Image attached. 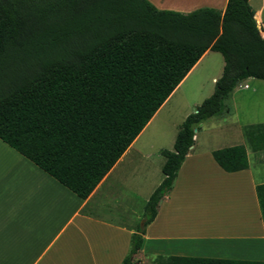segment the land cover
I'll return each instance as SVG.
<instances>
[{
	"label": "trees",
	"instance_id": "16d2710c",
	"mask_svg": "<svg viewBox=\"0 0 264 264\" xmlns=\"http://www.w3.org/2000/svg\"><path fill=\"white\" fill-rule=\"evenodd\" d=\"M223 58L210 95L188 113L163 177L143 206L120 264H139L145 227L171 189L195 128L218 115L232 88L264 80V37L249 0L221 11L156 8L148 0H0V66L21 71L0 86V139L86 198L205 50ZM264 149V122L241 128ZM225 171L246 168L243 144L213 149ZM150 264H264V260L156 255Z\"/></svg>",
	"mask_w": 264,
	"mask_h": 264
},
{
	"label": "crops",
	"instance_id": "0c3cea01",
	"mask_svg": "<svg viewBox=\"0 0 264 264\" xmlns=\"http://www.w3.org/2000/svg\"><path fill=\"white\" fill-rule=\"evenodd\" d=\"M148 1L159 9L188 12L222 11L227 0ZM251 1L264 37L262 6L254 8ZM210 52L202 53L84 199L0 139V264H120L141 222L140 207L163 177L165 160L161 154L159 177L145 182L128 168L129 150ZM211 79L214 83L217 76ZM188 113L174 121L176 127ZM196 140L195 132L135 259L139 264H150L156 255L264 260V161L247 155L246 168L225 171L211 151H195Z\"/></svg>",
	"mask_w": 264,
	"mask_h": 264
},
{
	"label": "rangeland",
	"instance_id": "374dc122",
	"mask_svg": "<svg viewBox=\"0 0 264 264\" xmlns=\"http://www.w3.org/2000/svg\"><path fill=\"white\" fill-rule=\"evenodd\" d=\"M20 1H25L27 5L34 2ZM251 3L254 8L262 6L260 21L264 25V0H252ZM222 64V55L212 50L175 92L160 116L156 117L134 142L129 150L131 152L127 166L136 169L138 177H142L145 182L159 177L161 150L173 148L178 129L174 121H178L183 112L194 111L195 106L212 93L214 83L211 78L220 76ZM20 71L15 62L1 65L0 86ZM244 84H247V87H243ZM223 104L220 114L203 120L195 128L197 133L195 151H212L223 146L243 144L250 160L260 158L264 161V149L251 150L241 130L245 124L264 122V80L258 78L240 80L224 99ZM138 202H142L141 198ZM140 208L143 210L142 206Z\"/></svg>",
	"mask_w": 264,
	"mask_h": 264
},
{
	"label": "built area",
	"instance_id": "2783aa9c",
	"mask_svg": "<svg viewBox=\"0 0 264 264\" xmlns=\"http://www.w3.org/2000/svg\"><path fill=\"white\" fill-rule=\"evenodd\" d=\"M243 87H247V84H244Z\"/></svg>",
	"mask_w": 264,
	"mask_h": 264
}]
</instances>
